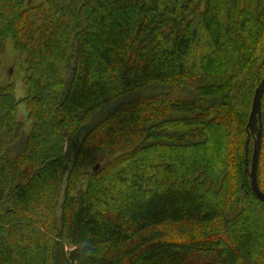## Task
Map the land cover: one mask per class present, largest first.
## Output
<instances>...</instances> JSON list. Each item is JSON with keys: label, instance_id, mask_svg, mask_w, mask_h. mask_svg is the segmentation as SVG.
<instances>
[{"label": "trees", "instance_id": "1", "mask_svg": "<svg viewBox=\"0 0 264 264\" xmlns=\"http://www.w3.org/2000/svg\"><path fill=\"white\" fill-rule=\"evenodd\" d=\"M9 39L0 264H264V0H0Z\"/></svg>", "mask_w": 264, "mask_h": 264}, {"label": "rangeland", "instance_id": "2", "mask_svg": "<svg viewBox=\"0 0 264 264\" xmlns=\"http://www.w3.org/2000/svg\"><path fill=\"white\" fill-rule=\"evenodd\" d=\"M32 1L34 5H38L41 2H43V0H32ZM207 50H208L207 41L204 38H199L197 46L195 47V51L193 53V58H195L194 61H196L198 57L203 55V53L207 52ZM14 56H15V52L13 50V43H12V40L9 39L5 43L3 55L0 56V59H1L0 61V85H5L7 83L8 72L11 69L12 72L10 74V77H11V82H13V86H14L15 99L21 100L25 96V87L22 83L24 64L20 61L14 64ZM13 64L15 66L14 70H13ZM263 77H264V72H263L262 79ZM17 118L18 120L26 124L25 120L27 118V111L23 103L18 109ZM28 130H29V127H28V124H26L25 131L28 132ZM251 154H252V147H251V151L249 154L248 168L250 166ZM84 189H85V186L83 187L82 190ZM208 262H211V261L206 260V258L202 255H196V258L192 259L193 264H209Z\"/></svg>", "mask_w": 264, "mask_h": 264}, {"label": "water", "instance_id": "3", "mask_svg": "<svg viewBox=\"0 0 264 264\" xmlns=\"http://www.w3.org/2000/svg\"><path fill=\"white\" fill-rule=\"evenodd\" d=\"M11 69L8 72V78L11 74ZM264 94V77L256 87L252 98L251 110L249 112L247 122L248 136L252 138V154L250 159V166L247 167V158L245 160V172L250 179V189L256 199L264 204V193L261 192L258 186V159L261 148L262 139V125H261V99ZM248 140L246 142V148ZM100 165L96 164L93 168V172L96 173L99 170Z\"/></svg>", "mask_w": 264, "mask_h": 264}]
</instances>
